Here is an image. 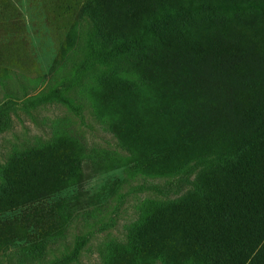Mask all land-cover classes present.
Returning a JSON list of instances; mask_svg holds the SVG:
<instances>
[{"label": "rangeland", "instance_id": "rangeland-1", "mask_svg": "<svg viewBox=\"0 0 264 264\" xmlns=\"http://www.w3.org/2000/svg\"><path fill=\"white\" fill-rule=\"evenodd\" d=\"M263 125L264 0H0V264H264Z\"/></svg>", "mask_w": 264, "mask_h": 264}, {"label": "trees", "instance_id": "trees-1", "mask_svg": "<svg viewBox=\"0 0 264 264\" xmlns=\"http://www.w3.org/2000/svg\"><path fill=\"white\" fill-rule=\"evenodd\" d=\"M255 79L254 78H249L247 81V88H252L255 85ZM259 81H258V85H259ZM259 130L261 132H264V125L261 126L259 128ZM30 155H28L29 157ZM17 182H15L14 184L12 183H0V200L3 199L5 200L6 198L10 197L11 195H15L17 194L18 190H24L26 189V183L24 182V176H20L17 178ZM69 190V189H68ZM44 198V197H41ZM11 199L14 200V198L12 197ZM27 207L28 204L25 203H14V202H10L9 206L4 210V218L5 219H9L11 221H17V220H21L22 218H24V216L26 215V211H27ZM23 208V209H22ZM2 218V217H1Z\"/></svg>", "mask_w": 264, "mask_h": 264}]
</instances>
